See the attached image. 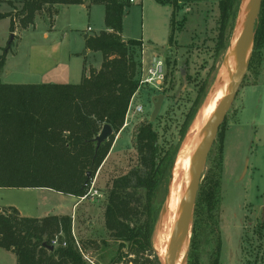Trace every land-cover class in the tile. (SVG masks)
<instances>
[{"label":"trees","instance_id":"trees-1","mask_svg":"<svg viewBox=\"0 0 264 264\" xmlns=\"http://www.w3.org/2000/svg\"><path fill=\"white\" fill-rule=\"evenodd\" d=\"M4 1L12 11L0 13V21L9 18L11 32L17 25L22 30L34 25L36 16L43 11L53 18L57 6L89 3L105 7L106 30L85 40L87 50L102 54V65L99 70L91 69L89 75L84 73L80 84L0 82V189H48L77 199L86 197L92 186L99 187L102 172L111 176L108 164L113 143L125 126L129 106L138 91L139 63L135 50L141 49L143 42L124 41L122 37L124 18L131 4L129 0H21V8L17 10L12 0L0 3ZM155 2L175 4L170 0ZM240 3L241 0L218 1V45L224 51L228 48L226 32L237 18ZM175 13L171 44L175 43L177 32ZM185 22L183 18V25ZM11 46L0 54V72ZM263 48L264 0L249 69ZM199 100L187 116L182 140L199 110ZM106 124L114 135L98 147L96 138ZM225 139L223 135L216 160L211 152L208 156L212 164L204 175L195 205L188 264H201L199 229L202 222L212 218L219 204ZM135 148L136 164L127 173L111 176L107 181L104 226L109 239L117 244L108 262L102 255L96 261L85 258L88 248L100 249L103 245L107 249L109 243L78 241L69 215L29 218L15 208L7 212L0 209V248L14 253L18 264H137L139 258H152L150 263L161 264L152 239L166 202L180 144L165 151L155 124L148 121L137 129ZM220 253L219 242L212 264H220Z\"/></svg>","mask_w":264,"mask_h":264},{"label":"rangeland","instance_id":"rangeland-1","mask_svg":"<svg viewBox=\"0 0 264 264\" xmlns=\"http://www.w3.org/2000/svg\"><path fill=\"white\" fill-rule=\"evenodd\" d=\"M12 1L19 10L21 0ZM170 1L175 3V7L160 5L155 0H136V3L128 8L124 18L123 37L127 40L144 41L143 46L152 50V52L146 51L143 55L146 63L154 54L168 61V81L163 91L147 88L139 91L134 105H142L144 113L131 112L126 117L121 133L116 135L112 158L108 164L111 176L127 173L136 164L137 129L142 123L151 122L154 104L160 95L165 98L160 113L153 123L165 151L174 149L180 144L178 157L188 134L187 132L184 140L181 139L188 114L195 109L197 99H200V110L216 85L226 62L240 15L226 32L228 48L224 51L222 46L218 45L219 11L215 0L200 4L195 2L204 0ZM6 10H9L8 6L0 5V11ZM173 11L176 12L177 32L175 43L171 44ZM238 14L239 10L237 16ZM42 15L48 18L51 16L49 12ZM183 18L186 19L184 25ZM182 25V30L178 31L179 26ZM88 28L92 31L89 32ZM49 29L48 21L37 19L29 28L22 30L18 26L17 30L11 32L9 21L2 20L0 54L10 44L12 46L6 64L0 72L1 83L37 85L52 82L77 85L84 76L83 66L86 65L90 69L91 66L98 67L102 64L103 57L99 52H91L85 56L87 52L85 36H95L106 30L104 6L93 5L86 10L75 7L63 10L57 25L51 31L50 39L46 41L43 33ZM12 36L13 40H11ZM57 44L60 45L62 55V64L59 68L44 76L34 73L31 70L32 52L41 55L44 48ZM38 50H41V54ZM140 53L141 49L137 48L135 58L138 63L142 59ZM69 57L71 61H68ZM68 73H71V76L68 77ZM199 110L195 112V118ZM223 135L226 139L221 167L219 204L212 218L202 222L199 229L200 261L201 264H212L220 242V264H264V48L252 68H248L237 96L217 133L211 154L209 153L214 161ZM210 164L212 162L207 159L204 175L210 169ZM102 173L98 177L99 187L91 188L86 200L73 201L71 196L48 189L6 188L0 189V209L7 212L10 209L7 208L8 206H15L22 216L29 218L72 216L73 234L78 241L106 240L109 243L107 249L103 248V245H100V249L88 248L85 258L96 261L99 255H102L108 262L117 244L109 239L104 226L106 187L111 176H107L106 172L103 175ZM170 185L171 180L167 198L171 192ZM96 191L98 195L93 196ZM179 211L180 208L177 213ZM192 230L193 224L187 256L193 236ZM57 243L58 240L54 241L55 245ZM155 250L157 252L156 248ZM187 256L186 264H188ZM130 257H127L126 261ZM138 261L137 264H152L150 263L152 258L150 260L139 258ZM0 264H18L17 257L14 253L0 248Z\"/></svg>","mask_w":264,"mask_h":264},{"label":"water","instance_id":"water-1","mask_svg":"<svg viewBox=\"0 0 264 264\" xmlns=\"http://www.w3.org/2000/svg\"><path fill=\"white\" fill-rule=\"evenodd\" d=\"M241 3L243 4V0ZM242 4L239 9L237 20L241 12ZM86 5L88 6L89 3H86ZM261 6L262 0H252L250 10L245 20L243 32L234 48V78L231 81L228 90L220 101L218 107L215 109L209 121V124L206 127L202 144L199 150L197 151L195 161L190 169L189 183L186 198L184 201V206L183 209L180 210L176 224L172 230L169 241L167 243V254L164 259V264H176L175 250L178 247L180 241L192 228L195 205L197 202L201 183L204 179V172L209 153L213 147L221 124L224 121L235 97L237 96L239 88L249 68L250 59L254 49L255 28L261 12ZM13 39L14 38L12 36L11 40ZM230 48L231 44L229 50ZM249 49H251V54L250 57L246 59L247 52ZM164 98L165 97L163 95L157 97V102L154 104V111L151 115V122H154L156 117L160 113ZM113 135L114 131L111 126L108 124L104 125L100 134L96 138L97 146L99 147L102 143L108 141ZM88 177H90L89 173ZM74 200L76 201L78 199L74 198Z\"/></svg>","mask_w":264,"mask_h":264},{"label":"bare ground","instance_id":"bare-ground-1","mask_svg":"<svg viewBox=\"0 0 264 264\" xmlns=\"http://www.w3.org/2000/svg\"><path fill=\"white\" fill-rule=\"evenodd\" d=\"M251 3L252 0H243L240 18L236 25L235 34L232 39L231 48L226 57V62L218 76L216 85L194 119L183 143L181 153L177 157L170 185L171 192L163 207L152 239L153 247L157 249L156 253L162 264H164V259L167 254V243L180 213V211L178 213L177 211L179 208L182 210L184 206L190 169L195 161L197 151L202 144L204 132L215 109L218 107L234 78V48L243 32ZM250 54L251 49L248 50L246 59L250 57ZM189 237L190 230L180 241L175 250L176 264H186Z\"/></svg>","mask_w":264,"mask_h":264},{"label":"crops","instance_id":"crops-1","mask_svg":"<svg viewBox=\"0 0 264 264\" xmlns=\"http://www.w3.org/2000/svg\"><path fill=\"white\" fill-rule=\"evenodd\" d=\"M136 1V0H135ZM179 2H181L180 0H178ZM206 1H208V0H204L203 2H200V1H196L195 2V4L197 3V4H200V3H205ZM216 1V3H217V6H218V1L219 0H215ZM0 5H2V6H4V5H6V6H8L9 7V10H6V11H0V13H9V12H11L12 11V8L8 5V3H6V2H1L0 3ZM93 5H86V4H81V5H63V6H57V7H55L54 9H55V14H54V16H53V18H51V17H44L43 15H42V13H46L47 11H43L42 13H40V14H38L37 16H36V19H35V21L37 20V19H40V20H42V21H48L49 22V24H50V29L49 30H47V31H45L44 33H43V38L46 40V41H48L49 39H50V36H51V31H53L54 30V27H55V25H57V22H58V19H59V16H60V14H61V12L63 11V10H67V9H69V8H71V7H75V8H79V10H86V9H88V8H90V7H92ZM218 11H219V9H218ZM4 20H8L9 21V28H10V22H11V20L9 19V18H7V19H3V21ZM2 22V20L0 21V23ZM18 29V25L16 26V30ZM89 29H91V28H88V31L90 32V31H92V29L91 30H89ZM89 35H86L85 36V40H86V37H88ZM122 37H123V35H122ZM123 39H124V41H128L127 39H125L124 37H123ZM143 42V45H145L144 44V41H142ZM44 50V52L41 54V50H38V52H40V54L41 55H38L37 53H35L34 54V52H32V57H31V70L34 72V73H36L37 75H45V74H49L51 71H53V70H56V69H58L59 68V66L62 64V61H61V59H62V55H61V50H60V45L59 44H57V45H54V46H51L50 48L49 47H46V48H44L43 49ZM145 50L146 51H151L152 52V50L150 49H148L147 47H145ZM89 53H91V51L90 50H87V52H86V54H85V56L86 55H88ZM68 61H71V59H70V57L68 58ZM102 65V64H101ZM101 65H99L98 67H93V66H91L90 67V69H88L87 68V66L85 65V66H83V72L86 74V75H89V72H90V70L91 69H96V70H99L100 68H101ZM70 72H71V70H70ZM77 74V73H76ZM69 75L71 76V73H68V77H69ZM75 76H77V75H75ZM74 76V77H75ZM83 78V77H82ZM82 81V80H81ZM52 83V82H51ZM53 84H56V83H53ZM254 86V85H253ZM241 110H242V107H241ZM241 110H240V113H241ZM121 133V132H120ZM119 133V134H120ZM118 134V135H119ZM121 136V135H120ZM120 136H118V138H120ZM111 154H112V150H111ZM72 199H73V201H74V198L72 197ZM7 208H15V209H17L15 206H8ZM18 210V209H17ZM19 211V210H18ZM19 213H20V215H22L21 214V212L19 211Z\"/></svg>","mask_w":264,"mask_h":264},{"label":"built area","instance_id":"built-area-1","mask_svg":"<svg viewBox=\"0 0 264 264\" xmlns=\"http://www.w3.org/2000/svg\"><path fill=\"white\" fill-rule=\"evenodd\" d=\"M130 4H135V0H129ZM91 30V29H89ZM146 52L145 47H141V61L139 63V72H138V91L132 98L131 104L129 106L127 117L131 112L133 114H143L144 107L140 104L134 105V100L139 95V91L141 89L147 88L152 89L153 91H163L166 86L167 80V66L166 60L161 58L158 54L152 55L148 63H146L143 59V55ZM95 181L93 182V184ZM93 188V186H92ZM92 194V193H91ZM88 194L86 197L81 198L80 200H86L89 197ZM98 195L96 191L93 196ZM92 196V195H91Z\"/></svg>","mask_w":264,"mask_h":264}]
</instances>
